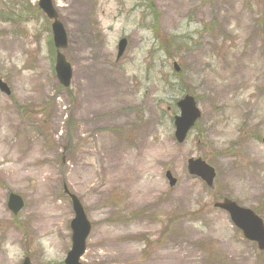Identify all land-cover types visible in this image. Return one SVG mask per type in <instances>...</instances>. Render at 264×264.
I'll return each instance as SVG.
<instances>
[{"label": "rangeland", "instance_id": "1", "mask_svg": "<svg viewBox=\"0 0 264 264\" xmlns=\"http://www.w3.org/2000/svg\"><path fill=\"white\" fill-rule=\"evenodd\" d=\"M38 1L0 0V77L12 91H0V264H64V185L92 224L82 264H264L214 207L230 196L264 209V0H53L69 88ZM185 94L202 115L179 144ZM191 157L218 169L214 188L188 174ZM12 192L25 201L18 215Z\"/></svg>", "mask_w": 264, "mask_h": 264}, {"label": "water", "instance_id": "2", "mask_svg": "<svg viewBox=\"0 0 264 264\" xmlns=\"http://www.w3.org/2000/svg\"><path fill=\"white\" fill-rule=\"evenodd\" d=\"M38 6L49 19L53 20L51 29L54 46L57 49L55 72L60 83L68 87L71 84L73 72L70 63L62 53V50L68 46L66 29L58 19V13L52 0H39ZM126 46L127 40L122 39L119 42L118 58L122 56ZM174 68L176 71L180 70L177 63H174ZM0 90L7 95L11 94L9 86L1 78ZM177 106L180 109V114L176 115L174 119L175 138L179 143H182L201 113L197 107L195 98L191 95H186L180 99L177 102ZM188 171L190 174L202 178L209 186L213 185L215 171L205 161L201 159H189ZM166 177L169 179L171 186L176 184L177 180L172 176L170 171L166 173ZM64 191L71 199L75 214L71 221L72 247L67 253L65 264H81L80 258L86 249V240L91 231V223L78 197L70 193L66 186H64ZM215 206L228 211L233 223L242 230L245 238L256 241L259 248L264 249V223L258 216L251 210L242 208L236 202L229 199H225L221 203H216ZM8 207L14 214H18L24 207L23 198L16 193H11L8 199ZM22 264H31L30 259L26 257Z\"/></svg>", "mask_w": 264, "mask_h": 264}, {"label": "flooded vegetation", "instance_id": "3", "mask_svg": "<svg viewBox=\"0 0 264 264\" xmlns=\"http://www.w3.org/2000/svg\"><path fill=\"white\" fill-rule=\"evenodd\" d=\"M261 141H262V143H263V145H264V136L261 138ZM210 165H211V166L214 168V170H215V174H216L215 180H216V178H217V176H218V174H219L218 169H217L215 166H213L212 164H210ZM214 186H215V181H214V185H213L212 188H214ZM225 199H229V200L235 201L238 205L242 206L241 204L238 203V201H237L236 199H234V198H232V197H230V196H223L220 200L216 201V202L214 203V205H215L217 202H221V201H223V200H225ZM242 207H244V208H248V209L251 210L256 216L262 218V220L264 221V217H263V216H264V209L262 208V205H260L259 207H256L255 209H254V208H251V207H246V206H242ZM220 210H222V209H220ZM222 211H224V210H222ZM224 212H226V211H224Z\"/></svg>", "mask_w": 264, "mask_h": 264}, {"label": "trees", "instance_id": "4", "mask_svg": "<svg viewBox=\"0 0 264 264\" xmlns=\"http://www.w3.org/2000/svg\"><path fill=\"white\" fill-rule=\"evenodd\" d=\"M5 6H7L6 4H5ZM6 9H9V6H7L6 7ZM35 13H37V14H41V12L39 11V9H38V7H37V5H34L33 6V8H31ZM9 15L11 16V17H9L8 16V18L10 19V20H12L11 18H12V12H11V10L9 9ZM32 13V12H31ZM2 14H4V13H1V15ZM22 18V17H21ZM18 19H20V17L18 18ZM10 20H8V21H10ZM172 39H174L175 40V38H172ZM164 47V46H163Z\"/></svg>", "mask_w": 264, "mask_h": 264}]
</instances>
